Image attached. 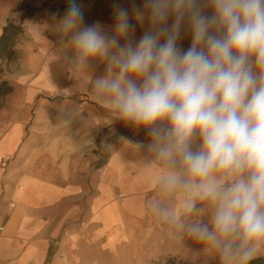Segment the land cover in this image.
I'll return each instance as SVG.
<instances>
[{
    "label": "clouds",
    "instance_id": "obj_1",
    "mask_svg": "<svg viewBox=\"0 0 264 264\" xmlns=\"http://www.w3.org/2000/svg\"><path fill=\"white\" fill-rule=\"evenodd\" d=\"M113 16L110 30L85 24L68 0L57 25L67 59L80 70L103 64L90 82L94 101L147 130L161 158L180 161L184 176L165 183L190 193L188 212L197 200L213 204L210 224H191V237L227 241L225 251L239 240L250 264L264 251V0H142L131 10L114 4ZM133 20L149 25L138 40Z\"/></svg>",
    "mask_w": 264,
    "mask_h": 264
},
{
    "label": "crops",
    "instance_id": "obj_2",
    "mask_svg": "<svg viewBox=\"0 0 264 264\" xmlns=\"http://www.w3.org/2000/svg\"><path fill=\"white\" fill-rule=\"evenodd\" d=\"M75 2L85 24L99 21L109 30L114 4L130 10L142 5ZM43 3L24 19H5L0 26V34L8 23L21 28L11 43L12 58L0 63L2 80L13 86L0 113V264H71L72 258L85 264V249L103 247L118 234L212 216L211 202L197 200L188 212L190 193L166 185L170 173L184 176L178 159L161 158L147 130L113 119L94 101L90 82L103 75L104 65L80 70L67 59L71 48L57 25L68 0H40L38 6ZM133 24L132 38L138 40L149 25ZM190 43L184 32L180 47Z\"/></svg>",
    "mask_w": 264,
    "mask_h": 264
},
{
    "label": "rangeland",
    "instance_id": "obj_3",
    "mask_svg": "<svg viewBox=\"0 0 264 264\" xmlns=\"http://www.w3.org/2000/svg\"><path fill=\"white\" fill-rule=\"evenodd\" d=\"M39 3L40 0H0V26L5 19H22L23 15H30L47 6V3L38 6ZM2 101L0 99V113ZM210 220V214L202 213V216L186 219L183 226H148L138 233L118 234L113 242H104L103 247L85 249V264H242L237 252L239 240L232 241L231 251H225L227 241L217 245L191 237V224H210ZM259 256H264V251ZM75 260L72 258L71 264H77Z\"/></svg>",
    "mask_w": 264,
    "mask_h": 264
},
{
    "label": "trees",
    "instance_id": "obj_4",
    "mask_svg": "<svg viewBox=\"0 0 264 264\" xmlns=\"http://www.w3.org/2000/svg\"><path fill=\"white\" fill-rule=\"evenodd\" d=\"M68 6H64L61 9L66 10ZM33 14V13H31ZM30 14V15H31ZM29 16V15H27ZM26 15L22 16V19L27 17ZM21 32V28L18 25H13L8 23L4 28H2L0 34V60L1 59H11L13 52L10 50L11 43L13 39ZM13 92V86L6 80L0 81V99L10 95ZM119 133L125 135V128L121 125H116L115 127ZM145 130L141 131L135 140L141 139V134H143ZM250 264H264V256H259L258 258L253 259Z\"/></svg>",
    "mask_w": 264,
    "mask_h": 264
},
{
    "label": "built area",
    "instance_id": "obj_5",
    "mask_svg": "<svg viewBox=\"0 0 264 264\" xmlns=\"http://www.w3.org/2000/svg\"><path fill=\"white\" fill-rule=\"evenodd\" d=\"M8 160H9V158L7 157V158H5V160H4V164H3V166L8 162Z\"/></svg>",
    "mask_w": 264,
    "mask_h": 264
}]
</instances>
